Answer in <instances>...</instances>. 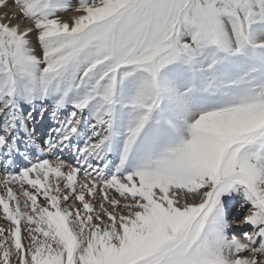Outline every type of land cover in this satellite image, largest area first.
I'll use <instances>...</instances> for the list:
<instances>
[{"label":"snow or ice","instance_id":"obj_1","mask_svg":"<svg viewBox=\"0 0 264 264\" xmlns=\"http://www.w3.org/2000/svg\"><path fill=\"white\" fill-rule=\"evenodd\" d=\"M0 176V264H264V0H0Z\"/></svg>","mask_w":264,"mask_h":264},{"label":"rangeland","instance_id":"obj_2","mask_svg":"<svg viewBox=\"0 0 264 264\" xmlns=\"http://www.w3.org/2000/svg\"><path fill=\"white\" fill-rule=\"evenodd\" d=\"M74 2H75V0H74ZM2 180H3V177L0 176V195L4 194V188H3ZM14 191H17V194L20 195V191H19V186L18 185L14 186ZM20 198H21V201H23L22 195L20 196ZM0 225L7 226L5 220L2 218V215H0Z\"/></svg>","mask_w":264,"mask_h":264}]
</instances>
